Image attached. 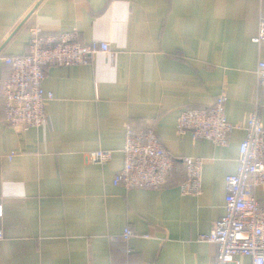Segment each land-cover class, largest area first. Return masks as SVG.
Segmentation results:
<instances>
[{
	"label": "crops",
	"instance_id": "1",
	"mask_svg": "<svg viewBox=\"0 0 264 264\" xmlns=\"http://www.w3.org/2000/svg\"><path fill=\"white\" fill-rule=\"evenodd\" d=\"M263 21L264 0H0V264H214L218 246L202 238L226 212L225 179L258 100ZM38 28L76 30L111 53L46 67L49 122L19 130L5 120L2 58L27 54ZM221 93L239 126L228 145L178 132L182 111ZM144 122L175 157L204 159L200 195L181 193L184 170L158 189L114 184L126 126ZM100 148L113 151L108 163L91 161ZM255 197L264 206V186Z\"/></svg>",
	"mask_w": 264,
	"mask_h": 264
},
{
	"label": "built area",
	"instance_id": "2",
	"mask_svg": "<svg viewBox=\"0 0 264 264\" xmlns=\"http://www.w3.org/2000/svg\"><path fill=\"white\" fill-rule=\"evenodd\" d=\"M264 42V21L260 33L254 38ZM99 52L111 53L107 42H85L76 30L59 34H42L40 28L33 32L28 53L21 56H5L10 74L2 87L5 100V120L19 130L39 128L49 122L47 105L54 98L43 87L45 68L89 64ZM258 100L245 128L241 143L238 168L226 176L225 214L203 240L218 246L214 264H240L237 255L250 256L253 264H264V206L255 197L259 186H264V122L261 111V95L264 94V60L258 63ZM227 96L221 93L208 108H189L181 112L177 129L180 134L192 132L193 138L207 139L213 144L226 146L229 135L238 125L226 116ZM124 164L114 177L115 185L125 188L167 186L175 172L184 170L186 177L180 183V191L186 195L202 193L204 159L200 157H175L160 142L155 127L147 122L127 124L123 147ZM15 152L9 155L13 158ZM113 151L97 149L90 152L96 164L108 163ZM3 207L0 204V216ZM134 235L125 228V240ZM3 232L0 230V239Z\"/></svg>",
	"mask_w": 264,
	"mask_h": 264
}]
</instances>
